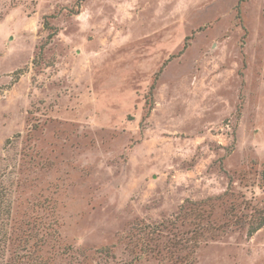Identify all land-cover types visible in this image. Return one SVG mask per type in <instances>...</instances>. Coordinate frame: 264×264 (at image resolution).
<instances>
[{
	"label": "rangeland",
	"instance_id": "obj_1",
	"mask_svg": "<svg viewBox=\"0 0 264 264\" xmlns=\"http://www.w3.org/2000/svg\"><path fill=\"white\" fill-rule=\"evenodd\" d=\"M77 1L0 0L14 217L51 198L61 240L92 257L186 199L232 187L264 202V0H80L73 13ZM194 264H264V225L209 242Z\"/></svg>",
	"mask_w": 264,
	"mask_h": 264
},
{
	"label": "trees",
	"instance_id": "obj_2",
	"mask_svg": "<svg viewBox=\"0 0 264 264\" xmlns=\"http://www.w3.org/2000/svg\"><path fill=\"white\" fill-rule=\"evenodd\" d=\"M80 2H76L73 13L79 12ZM44 25H49L47 20ZM54 35V31L48 34L49 38ZM161 68L152 75L143 95V118L154 107ZM258 179L256 186L264 193V169ZM249 186L253 195L255 185ZM11 196V185L0 179V264H194L198 249L209 242L236 229L244 228L252 235L264 225V202L252 204L245 192L236 194L228 187L219 195L197 201L186 199L168 218L132 223L119 243L96 249L89 257L61 240L55 201L39 199L37 214L25 210L17 219Z\"/></svg>",
	"mask_w": 264,
	"mask_h": 264
}]
</instances>
